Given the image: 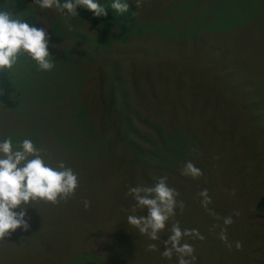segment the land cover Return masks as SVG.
<instances>
[{"label": "rangeland", "instance_id": "rangeland-1", "mask_svg": "<svg viewBox=\"0 0 264 264\" xmlns=\"http://www.w3.org/2000/svg\"><path fill=\"white\" fill-rule=\"evenodd\" d=\"M122 2L133 23L112 37L78 16L41 13L34 0L12 14L47 25L56 64L37 71L24 59L0 73V140H38L46 162L62 160L79 186L66 203L29 208L31 230L0 241V264H177L161 255L175 222L205 237L181 241L197 264H264V0ZM216 40L220 59L207 74L191 62L192 48ZM188 161L200 177L181 175ZM163 176L185 207L151 241L127 224L147 210L132 213L125 193ZM228 216L231 249L219 239ZM150 243L156 251H146Z\"/></svg>", "mask_w": 264, "mask_h": 264}, {"label": "clouds", "instance_id": "clouds-1", "mask_svg": "<svg viewBox=\"0 0 264 264\" xmlns=\"http://www.w3.org/2000/svg\"><path fill=\"white\" fill-rule=\"evenodd\" d=\"M32 5L41 13L55 9L66 21L79 15V8L87 9L97 18L108 15L106 8L98 0H34ZM140 6L137 0V8ZM111 7L121 14L128 11V4L122 0H114ZM21 17L26 18L27 14L13 17L7 11H0V73L7 72L11 75L12 70L24 59L33 62L37 71H51L56 62L49 49L56 48L57 45L51 42L52 37L46 31L48 27L42 22L44 17L38 16L35 20L43 23L45 27L30 26ZM42 152L28 138L18 141L15 146L11 136L0 140V241L5 242L17 229L23 232L31 230L32 217L28 215L29 208L36 209L34 205L41 203L54 206L61 201L66 203L79 186L78 176L72 168L67 167L62 160L53 166L46 162ZM202 174L201 169L191 161L186 162L181 171V175L193 179ZM231 194L235 195V190ZM198 195L202 197V206L207 209L211 204L208 190L205 188ZM125 196L132 197L135 202L131 208L132 213L137 209L143 212L147 210L146 216L128 215L127 224L151 241H160V233L166 229L170 218L176 215V208L179 207L183 212L185 207L182 200L177 202L179 193L168 185L166 176L158 178L151 186L129 187ZM83 205L85 210L91 206L88 200H84ZM216 219L221 217L217 216ZM232 223L234 221L231 216L223 218L225 227L221 228L219 234V239L229 249L232 244L228 243L226 226ZM170 233L168 239L163 241L165 251L161 255L171 260L175 254L177 264H197L194 247L181 241L185 237L204 240L205 237L199 230H182L179 222H175ZM235 247L240 250L242 244L237 241ZM156 249L157 245L154 243L146 247V251Z\"/></svg>", "mask_w": 264, "mask_h": 264}, {"label": "trees", "instance_id": "trees-1", "mask_svg": "<svg viewBox=\"0 0 264 264\" xmlns=\"http://www.w3.org/2000/svg\"><path fill=\"white\" fill-rule=\"evenodd\" d=\"M101 1L99 3L103 7H105L108 12L107 17L97 18V17H94V15L87 9L79 8L78 9L79 15H77L79 19H81L84 22H87L93 28L99 29L100 30L99 32L101 35L108 36V37L114 36L112 35L113 27L120 28L121 33H122L125 31L127 22L133 23L132 13L130 12H124L123 14L118 13L116 10H114L111 7L112 2L110 4H106V1H103V2ZM30 2L31 0H0V11H7L15 15V14L25 11ZM213 18H211V20ZM206 30H208L209 32H215V31L222 32V30L218 31L214 27H207ZM198 31L199 30H197L196 32ZM222 34L224 33L222 32ZM202 42H203L202 46L198 49L196 48L195 45H193L191 62L195 61L198 64H202L201 67L203 68L204 72H206L207 74H212L216 68L217 62L220 59L219 48H221L222 42L219 43V41L217 40L211 41V42L201 41V43ZM226 83H227V80H226ZM18 141L19 140H15V141L13 140V145L15 146V144ZM34 144L38 147V144H39L38 140L34 142ZM257 211L261 213L264 212V197L261 198L259 203L257 204Z\"/></svg>", "mask_w": 264, "mask_h": 264}]
</instances>
